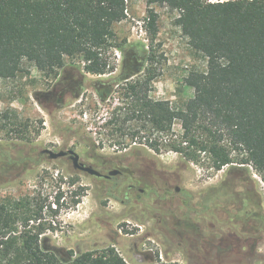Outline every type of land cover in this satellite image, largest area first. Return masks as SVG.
Returning a JSON list of instances; mask_svg holds the SVG:
<instances>
[{
    "label": "rangeland",
    "instance_id": "obj_1",
    "mask_svg": "<svg viewBox=\"0 0 264 264\" xmlns=\"http://www.w3.org/2000/svg\"><path fill=\"white\" fill-rule=\"evenodd\" d=\"M153 8L158 32L151 39L145 0H127L126 18L114 25L113 42L123 48L105 53L111 73L82 81L67 67L53 78L25 64L28 73L0 79V111L13 108L17 115L14 126L0 120V203L43 200V246L63 258L113 248L128 264H264V181L252 166L215 171L206 155L190 162L171 150L154 152L138 137L121 149L100 127L121 105L116 83L136 66L142 76L153 74L154 99L183 107L194 94L184 76L193 66L204 70L206 60L189 49L173 23L176 12ZM173 131L182 132L176 122ZM43 149H72L101 173H121L93 176ZM37 224L18 221L12 234Z\"/></svg>",
    "mask_w": 264,
    "mask_h": 264
},
{
    "label": "trees",
    "instance_id": "obj_2",
    "mask_svg": "<svg viewBox=\"0 0 264 264\" xmlns=\"http://www.w3.org/2000/svg\"><path fill=\"white\" fill-rule=\"evenodd\" d=\"M145 2L144 29L151 39L158 32L153 6H165L176 12L174 25L193 55L206 60L205 69L187 72L184 82L194 94L174 107L150 96L154 76L150 70L142 76V65L136 66L116 83L121 105L100 127L121 149L138 137L154 152L171 150L190 162L206 155L215 171L250 165L264 181V0ZM126 9L127 0H0V79L28 73L25 64L53 78L68 67L82 81L87 74L113 72L105 53L123 48L124 42H113L114 25L126 18ZM66 59L77 62L65 65ZM16 117L13 108L0 111V120L12 119L13 126ZM175 122L181 134L173 131ZM44 203L36 197L0 203V264H128L113 248L71 251L66 258L45 248ZM49 212L57 210L49 205ZM18 221L39 224L16 236Z\"/></svg>",
    "mask_w": 264,
    "mask_h": 264
},
{
    "label": "water",
    "instance_id": "obj_3",
    "mask_svg": "<svg viewBox=\"0 0 264 264\" xmlns=\"http://www.w3.org/2000/svg\"><path fill=\"white\" fill-rule=\"evenodd\" d=\"M41 152L47 154L50 159H55L61 156L68 155L70 160L72 161L73 166L76 169L93 176L109 178L110 176L119 173L118 169L110 170L108 173H101L98 170L94 169L93 167L85 165L83 162L79 160V155L72 149L59 150L57 152L52 151L50 149H43Z\"/></svg>",
    "mask_w": 264,
    "mask_h": 264
},
{
    "label": "flooded vegetation",
    "instance_id": "obj_4",
    "mask_svg": "<svg viewBox=\"0 0 264 264\" xmlns=\"http://www.w3.org/2000/svg\"><path fill=\"white\" fill-rule=\"evenodd\" d=\"M65 156H68V155H65ZM68 157H69V156H68ZM69 159H70V158H69ZM119 173H121V171H119ZM110 177H112V176H110ZM110 177H109V178H110ZM103 178H105V177H103ZM109 178H106V179H109ZM176 189H177V188H176Z\"/></svg>",
    "mask_w": 264,
    "mask_h": 264
}]
</instances>
